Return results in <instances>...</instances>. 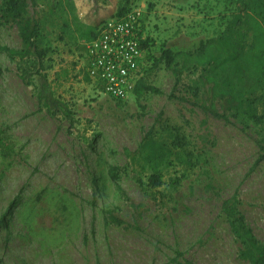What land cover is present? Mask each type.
I'll use <instances>...</instances> for the list:
<instances>
[{"label":"rangeland","instance_id":"374dc122","mask_svg":"<svg viewBox=\"0 0 264 264\" xmlns=\"http://www.w3.org/2000/svg\"><path fill=\"white\" fill-rule=\"evenodd\" d=\"M128 1L143 8L149 39L140 77L159 94L119 101L86 82L84 43L92 37L78 0H26L46 52L42 73L52 81L59 68L75 67L67 82L51 83L73 125L49 116L20 79L35 61L0 52V218L22 197L0 226V264H249L221 212L224 199L264 245V116L232 112L224 122L169 100L173 76L158 62L162 44L193 50L200 35H217L241 0ZM0 45L22 49L15 22L0 18ZM194 77L185 74L184 85ZM256 111L264 115V99ZM147 131L165 147L160 162L138 151ZM104 211L138 229L106 221Z\"/></svg>","mask_w":264,"mask_h":264},{"label":"trees","instance_id":"16d2710c","mask_svg":"<svg viewBox=\"0 0 264 264\" xmlns=\"http://www.w3.org/2000/svg\"><path fill=\"white\" fill-rule=\"evenodd\" d=\"M82 18L87 24L86 34L94 37V29L112 16H121L129 9V1L110 7L112 0H78ZM26 0H0V18L17 24L22 49L16 50L0 45V52L18 63L33 59L35 65L29 69H20V79L28 86H33L35 96L41 109L52 118L62 115L73 125V118L66 101L55 96L52 82L60 85L67 82L74 71V66L59 68L54 72L52 81L42 73V61L46 52L38 47V24L27 17ZM248 36L250 40L248 41ZM148 38L142 42V48L148 45ZM173 76V85L168 95L169 100L187 103L199 109L203 114L215 119L230 122L229 113H242L253 120L262 121L264 115H258L256 104L263 101L264 91V0H241L224 28L215 36L200 41L193 50L173 51L161 45L159 61ZM81 71H78L80 74ZM77 74V75H78ZM195 75L189 79L190 85H184V75ZM86 82L88 75H83ZM192 91L190 97L182 94ZM146 93L159 94L160 91L139 77L134 85L133 94L139 99ZM3 144L0 137V146ZM264 156V145H260ZM150 162L164 159L165 147L152 138L147 131L138 146ZM114 168H110L113 172ZM115 181V175L112 173ZM156 187L160 180L155 175L150 177ZM21 194L16 195L8 204L0 218V226L5 217L11 215L21 202ZM221 212L228 220L233 236L241 248L239 258L249 264H264V245L255 237L247 226L244 216L237 211L231 199H224L220 205ZM105 220L117 225H125L110 211H104ZM138 229V225H128ZM185 264H191L188 261Z\"/></svg>","mask_w":264,"mask_h":264},{"label":"built area","instance_id":"2783aa9c","mask_svg":"<svg viewBox=\"0 0 264 264\" xmlns=\"http://www.w3.org/2000/svg\"><path fill=\"white\" fill-rule=\"evenodd\" d=\"M142 20L143 8L130 4L124 15L105 20L84 43L85 73L112 99L124 101L133 95L140 77L145 55Z\"/></svg>","mask_w":264,"mask_h":264},{"label":"crops","instance_id":"0c3cea01","mask_svg":"<svg viewBox=\"0 0 264 264\" xmlns=\"http://www.w3.org/2000/svg\"><path fill=\"white\" fill-rule=\"evenodd\" d=\"M194 31H195V30H194V29H192V32H194ZM196 31H198V29H197V28H196ZM212 37H213V36H212ZM194 38H195V37H194ZM199 38H200V39H203L202 41L206 40V39H204V38H203V35H200V36H199ZM208 38H211V36H210V37H208ZM199 43H200V42H199Z\"/></svg>","mask_w":264,"mask_h":264}]
</instances>
